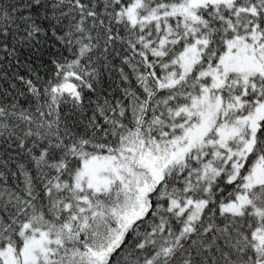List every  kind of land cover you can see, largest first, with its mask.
Wrapping results in <instances>:
<instances>
[{"label":"snow or ice","instance_id":"1","mask_svg":"<svg viewBox=\"0 0 264 264\" xmlns=\"http://www.w3.org/2000/svg\"><path fill=\"white\" fill-rule=\"evenodd\" d=\"M0 264H264V0H0Z\"/></svg>","mask_w":264,"mask_h":264}]
</instances>
